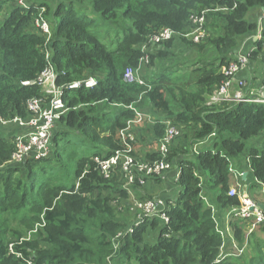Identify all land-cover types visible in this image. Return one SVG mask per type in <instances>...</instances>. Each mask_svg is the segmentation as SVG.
Instances as JSON below:
<instances>
[{
  "label": "trees",
  "instance_id": "16d2710c",
  "mask_svg": "<svg viewBox=\"0 0 264 264\" xmlns=\"http://www.w3.org/2000/svg\"><path fill=\"white\" fill-rule=\"evenodd\" d=\"M8 1L0 0L1 117L27 118L28 99L48 96L36 84H21L35 80L48 63L56 86L88 77L97 84L62 96L67 111L56 123L89 139L93 147L91 155L78 160L70 186L53 182L52 167L44 164L51 154L9 162L18 131L0 126V264H264V226H256L262 237L255 238L250 237L253 231L247 235L246 227L243 231L234 223L240 220L230 221L227 236L216 224L217 216L239 204L237 196L228 195L231 184L241 181L230 167L248 168L252 186L264 187V140L260 146L253 141L264 138V104L238 103L231 109L209 104L225 80L221 68L233 59L243 37L256 34L250 14L264 10V0H51L30 1L27 8ZM40 8L50 25L47 41L33 26ZM202 12L206 33L198 43L188 41L184 35L194 28L190 17ZM163 28L173 30L201 57L182 63L183 72L172 69L173 37L149 54L151 69L142 76L145 85L125 83V69L135 68L144 54L141 45ZM261 33L256 48L246 53L248 59L259 57L264 63V29ZM128 105L161 113L138 137L134 156L142 154L143 160L159 158L168 123L180 135L191 132L192 141L214 134L213 152L185 156L187 150L181 152L180 146L169 150L170 163H180L177 185L182 190L174 200L140 196L139 184L158 182L159 175L142 178L132 168L136 177L128 186L139 194L135 198H161L167 221L159 214L146 215L138 224L127 225L118 212L120 200L128 197L122 188L126 184H119L114 175L104 179L92 160L123 147L118 132L134 118ZM58 125L55 133L60 132ZM55 133L51 144L56 145ZM231 238L239 244L250 238L254 253L242 263L222 254Z\"/></svg>",
  "mask_w": 264,
  "mask_h": 264
},
{
  "label": "built area",
  "instance_id": "2783aa9c",
  "mask_svg": "<svg viewBox=\"0 0 264 264\" xmlns=\"http://www.w3.org/2000/svg\"><path fill=\"white\" fill-rule=\"evenodd\" d=\"M18 6L27 8L29 6L28 0H14ZM44 9L40 8L34 23L36 27L46 36V41L51 36L50 25L43 17ZM205 12L200 15H193L190 17L191 24L194 28L184 37L191 36L194 43H198L204 36V23ZM264 27V14L257 20V33L254 39H260L261 32ZM177 34L168 28L159 30L156 34L149 37L141 45V50L144 53L139 59L135 68H126L122 79L125 83H134L139 85H145V81L141 75L142 63L148 62L147 49L150 45H158L166 42ZM232 60L228 61L226 66L221 68L222 73L225 76V80L215 88L212 96L209 99V104L217 106L231 107L238 103H256L264 104V75L262 85L256 90L248 89V84L243 79H236L235 75L240 72L247 62V57L241 54L240 51H235ZM47 58V55H46ZM264 73V72H263ZM55 73L48 63V66L40 73V75L31 82H22V85L36 84L42 92L48 95L47 97H35L28 99L26 102V110L28 113L27 118L13 117L6 119L0 116V125H7V123H13L15 127L20 128L18 133L14 136V152L12 153L9 162H22L26 158L32 157L33 159L46 158L50 154L51 136L52 130L57 120L67 111V107L62 101V96L65 91H71L80 87L92 88L97 84V81L88 77L87 79L75 81L64 86H56ZM140 99V97H139ZM138 99V101H139ZM134 113V118L128 119L125 122L123 128L118 132V136L123 143V147L112 151L109 155H95L92 160L96 164L97 172L104 179H110L114 173L118 172L124 179L126 185H131L133 179L136 177L132 172V168H135L142 174V178L149 176L161 177L163 173L167 172L171 168L169 161V146L175 138L180 135V131L175 126L169 124L165 130V133L160 140L158 147L159 158L150 160H137L133 155V146L137 143V138L131 131L133 124L140 123L143 118V112L133 105L126 106ZM211 134L210 136H213ZM229 170L232 172L235 178L242 176V171H235L231 167ZM180 177L179 169L176 170L174 176L177 183ZM142 182V181H141ZM77 184V182H76ZM239 184L234 185L228 191L229 196H237L239 199L238 206L232 207L225 213L226 220H240L246 226L247 235L252 232V229L257 225L264 226V209L260 208V204L254 201L246 191L241 190ZM240 189V190H239ZM164 202L161 198H152L145 200H138L134 202L135 211L137 214V221L142 219L146 215H160L164 221H167L166 216L161 213V206ZM139 222H136L138 224ZM254 228V229H255ZM254 231V230H253ZM233 249L229 252L221 253L230 256H240L246 243L243 247H239L237 243L230 239ZM222 249H224L222 247ZM9 251L12 252V245L9 246ZM28 264H34L31 261Z\"/></svg>",
  "mask_w": 264,
  "mask_h": 264
},
{
  "label": "rangeland",
  "instance_id": "374dc122",
  "mask_svg": "<svg viewBox=\"0 0 264 264\" xmlns=\"http://www.w3.org/2000/svg\"><path fill=\"white\" fill-rule=\"evenodd\" d=\"M30 1H46V2H49L47 0H28V3ZM7 3L12 4L13 1L10 0ZM3 12L4 11H1L0 15H3ZM33 26L36 27L35 23H33ZM204 31H205V29H204ZM205 33H206V31H205ZM174 38H176V37H174ZM190 39H192V37L188 36L187 40L190 41ZM160 46L164 47V45L163 46L162 45H150V46H148V49H147L148 62L142 63V66H141V75L142 76L146 75L151 69V66L149 63V54L152 53L156 48H158ZM173 49H175V50H172V51H174L175 56L170 59L173 63L172 69L181 70L182 72L184 71V69H183L184 64H186V63L191 64L201 57L200 53H198L195 48L189 47L188 45L182 43L177 38L174 39V48ZM210 54H211V52L208 50L206 52V55L210 56ZM182 63H184V64H182ZM163 67H165V65H162V68ZM146 113H147L146 115L148 116V119L144 120V122H143L144 125H146V124L149 125L150 122H152L154 116H161L160 112L153 111L150 109H147ZM147 125L144 126L143 128H138L140 125L138 126V124H133L131 127V131L134 134V137L137 138L138 135H141L140 133H143V131H145ZM0 126H2L3 128H15L14 127L15 125L13 123H7V125H0ZM59 130H60V132L57 131V133H55L56 131H53V134L55 133V135H56V145L52 143L50 146L51 157L49 158V163H48L49 165L44 163V162L43 163L49 167H52L50 169L49 173L52 176L54 183H59V184L65 185V186H70L74 180L73 174H74V170L76 168L78 160L81 159L82 157L91 155L93 153V147H92V142L89 139H87V138L85 139L78 134L77 135L74 134L72 130L65 129V128H63V129L59 128ZM17 133L18 132H16L15 135ZM138 143L140 144V140L137 143H135L133 146V155L135 153L136 145ZM249 143H250V141H248L247 145H249ZM142 148H143V145L141 144V153H142ZM170 149L171 148L169 147V150ZM54 154H56V156H53ZM139 155H142V154H139ZM139 155L135 156V158L137 160H143L145 158V157H140ZM46 158H48V157H46ZM22 162H24V161H22ZM22 162H15V163H22ZM170 165H171L170 170L163 173V175L161 177H159V179L163 178L165 175H167V173L169 171H171L174 168V164L173 165L170 164ZM114 176L117 178L119 184H122V185L125 184V183H122L123 181L121 180V175L118 172L114 173ZM139 185L141 186V188L138 191L140 194H142L140 196H143V197L144 196L145 197L156 196V194L152 193L151 189L149 188V184L140 183ZM231 186L233 187V184H231ZM122 188L127 190L128 197L126 199L120 200L121 201V207L119 204V206H118L119 211L118 212L120 214H122L123 217L125 216L124 220H125L126 224L130 225L131 223L136 222L138 219V217H137L138 212L135 211L134 202L138 201L135 198V196H138L139 194H137L135 188L132 186L125 185ZM177 189H178V192H180L182 190V187L180 185H177ZM256 189H257V186H251L248 191L260 192L259 190H256ZM252 196H253V194L250 193L249 197L252 198ZM114 202H115V200L113 201V204H114ZM234 223L240 224L239 226L244 231V229L246 227L244 223H241V222H234ZM254 228L252 229V231L254 230ZM259 230L260 229L254 230L250 237H253L255 235V238L256 237L261 238L262 235L259 234L260 233ZM148 234H154V232L150 231V232H148ZM149 238L151 239L152 235ZM248 239H249V242L247 241V243L244 247L243 253L240 256L234 257L235 261H239L238 263H242L243 261H246V259L248 258L246 256L254 253V251H252V248H250V243H252L253 240H250V238H248ZM237 245L239 247H243L244 243L243 244L237 243Z\"/></svg>",
  "mask_w": 264,
  "mask_h": 264
},
{
  "label": "crops",
  "instance_id": "0c3cea01",
  "mask_svg": "<svg viewBox=\"0 0 264 264\" xmlns=\"http://www.w3.org/2000/svg\"><path fill=\"white\" fill-rule=\"evenodd\" d=\"M47 1L51 2V0H47ZM263 14H264V10L253 9L251 11V14H250V20L257 23V20ZM263 29H264V27H263ZM256 33H257V31H256ZM255 35L243 37L240 40V43L238 45V48H236V51H240L241 54H244L247 57L246 52L254 50L256 48L254 43L256 41H259L262 37V33H261L260 39H254ZM233 58H235V57H233ZM230 60H232V59H230ZM263 72H264V63H263L262 59H259V57L257 58V60L248 59L246 62V66L240 72H238L235 75V78L245 80L246 83L248 84V89L256 90L262 85L263 75H264ZM222 107L231 109L232 106L231 107L222 106ZM141 111L143 112L144 118L140 123H138V126L140 125L138 128H143L145 126L143 123L144 120L148 119V116L146 115L147 114L146 110H141ZM169 124L170 123H168L167 126ZM56 125H58V124L56 123L54 125L53 130H52V135H53V131H54V128ZM59 128H60V126L58 125V129ZM19 129L20 128L17 127V131ZM139 136L140 135H138V137ZM138 137H137V140H138ZM212 137L213 136H209L205 141H192L191 132H186V134H181L177 138H175V140L172 141V143L170 144L169 147L174 148L175 146H180L181 152H184L187 150L185 156H189V155H191V152L194 153L195 151H197V152L212 151L213 152L215 147H214V145H212V140H211ZM263 140H264V138L261 139V137H260L258 140L256 139L253 141H256V144H258V146H260L262 144ZM191 142H192V144H191ZM189 145H190V147H189ZM179 158H182V157L179 156ZM178 160H176V162L174 164V168L172 169L173 171L172 170L169 171L167 173V175H165L163 178H160V180L158 182L157 181H147L146 182V184H149V188L151 189L152 193H155L156 196H159L161 198H165L166 200L167 199L168 200H174L175 197L177 196L178 189H177V183L175 182L174 176L176 174V170H178L180 167V163L178 162ZM242 164H244L243 161H242ZM243 172H247V174H246L245 179H241L242 182L240 180L238 181L240 189L246 191L248 193V195H250V193L253 194L252 199L254 201H257L259 204H264V187L257 184L256 190H259L260 192L248 191L249 188L255 183V181L251 175V172L248 170V168L247 169L244 168L242 170V173ZM236 184H238V183H236V180H235V184H233V186ZM209 193L213 194L212 191H209L208 194ZM205 200L207 202V205H209L210 201L208 200L207 196H206ZM224 215H225V212H222L220 214V216H217L216 224H217L218 229L221 231V233H223L227 236V234L230 233V221L231 220H226ZM232 249H233V247H232L231 241H227L226 242V249L224 248L222 253L229 252Z\"/></svg>",
  "mask_w": 264,
  "mask_h": 264
},
{
  "label": "water",
  "instance_id": "95a60500",
  "mask_svg": "<svg viewBox=\"0 0 264 264\" xmlns=\"http://www.w3.org/2000/svg\"><path fill=\"white\" fill-rule=\"evenodd\" d=\"M263 10V9H262ZM247 172H243L241 179H245ZM260 208L264 209V204H260Z\"/></svg>",
  "mask_w": 264,
  "mask_h": 264
}]
</instances>
